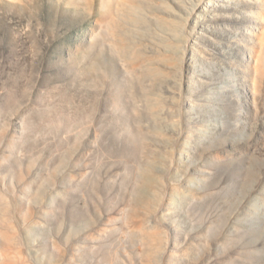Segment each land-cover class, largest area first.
<instances>
[{"label": "rangeland", "instance_id": "rangeland-1", "mask_svg": "<svg viewBox=\"0 0 264 264\" xmlns=\"http://www.w3.org/2000/svg\"><path fill=\"white\" fill-rule=\"evenodd\" d=\"M206 1L0 0V264H264V6Z\"/></svg>", "mask_w": 264, "mask_h": 264}, {"label": "bare ground", "instance_id": "bare-ground-1", "mask_svg": "<svg viewBox=\"0 0 264 264\" xmlns=\"http://www.w3.org/2000/svg\"><path fill=\"white\" fill-rule=\"evenodd\" d=\"M205 1H206V0H204V2H205ZM209 1H210V0H209ZM125 2H126V1H125ZM179 2H180V1H179ZM181 2H182V1H181ZM206 2H207V1H206ZM245 2H246V1H245ZM247 2H248V1H247ZM247 2H246V3H247ZM260 2H261V4L264 6V0H260ZM127 3H128V2H127ZM210 3H211V2H210ZM248 3H249V2H248ZM207 4H208V3H207ZM211 4H212V3H211ZM211 4H209V5H211ZM216 4H217V3H216ZM258 4H259V3H258ZM76 5H77V4H76ZM214 5H215V4H214ZM262 5H261V7L263 8ZM77 6H78V5H77ZM197 6H199V5H197ZM197 6H196V7H197ZM211 6H212V5H211ZM218 6H219V5H218ZM198 8H199V7H198ZM198 8H196V9H198ZM201 8H202V7H201ZM192 9H193V8H192ZM192 9H191V10H192ZM196 9H194V10H196ZM204 9H205V8H204ZM205 11H206V10H205ZM195 12H196V11H194L193 13H195ZM260 12H262L260 16H261V18H262V23H264V10H263V11H260ZM189 14H190V13H189ZM195 14H196V13H195ZM190 15H192V14H190ZM197 15H198V13H197ZM197 15H196V16H197ZM258 16H259V15H258ZM190 17H191V16H190ZM190 17H189V18H190ZM194 17H195V16H194ZM192 18H193V17H192ZM195 18H196V17H195ZM199 19H201V18H199ZM168 20H169V19H168ZM171 21H172V20H171ZM185 21H186V20H185ZM180 22H181V21H180ZM180 22H179V23H180ZM112 23H113V22H112ZM183 23H184V22H183ZM260 23H261V20H260ZM181 24H182V23H181ZM184 24H185V23H184ZM175 31H177V30L175 29ZM178 33H179V32H178ZM182 36H184V35H182ZM167 37H168V36H167ZM180 37H181V36H180ZM259 37H260V40H261L260 42H262V44H264V24H263V27H262V32H261V34L259 35ZM260 47H261V46H260ZM260 47H259V48H260ZM263 47H264V46H263ZM263 47H261L260 49L257 48V49H259V52H260V53H261V51L263 50V49H262ZM261 49H262V50H261ZM260 50H261V51H260ZM255 52H256V51H255ZM259 52H258V53H259ZM262 53H263V52H262ZM255 55H256V54H255ZM257 56H258V55H257ZM260 57H262V54H260ZM257 58H258V57H257ZM254 59H255V58H254ZM259 59H260V58H258V59H256V60H259ZM260 61H261V60H259V61H257V62H260ZM260 63H261V62H260ZM260 63H256V64H258V65H256V67H257V66L260 67V65H261ZM132 65H133V64H132ZM261 67H262V66H261ZM261 67H260V68L257 67L258 70L261 69ZM258 70H257V71H258ZM263 70H264V69H263ZM258 72H259V71H258ZM235 77H236V76H235ZM237 77H238V76H237ZM240 77H241V76H240ZM228 91H230V92H231V91L234 92L233 88L228 89ZM204 129H205L206 132H207V131H210L211 128H210L209 126H206ZM140 218H142V217H140ZM146 227H147V226H146ZM154 229H155V228H154Z\"/></svg>", "mask_w": 264, "mask_h": 264}]
</instances>
